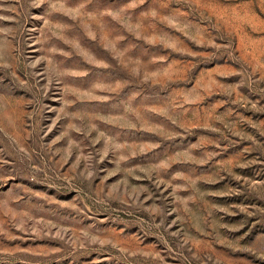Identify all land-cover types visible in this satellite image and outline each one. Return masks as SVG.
<instances>
[{
  "label": "rangeland",
  "instance_id": "1",
  "mask_svg": "<svg viewBox=\"0 0 264 264\" xmlns=\"http://www.w3.org/2000/svg\"><path fill=\"white\" fill-rule=\"evenodd\" d=\"M0 264H264V0H0Z\"/></svg>",
  "mask_w": 264,
  "mask_h": 264
}]
</instances>
